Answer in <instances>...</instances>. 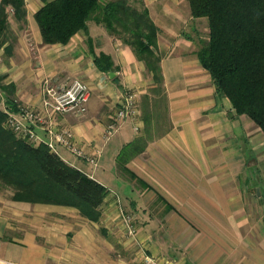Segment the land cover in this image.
Listing matches in <instances>:
<instances>
[{"label":"crops","instance_id":"obj_1","mask_svg":"<svg viewBox=\"0 0 264 264\" xmlns=\"http://www.w3.org/2000/svg\"><path fill=\"white\" fill-rule=\"evenodd\" d=\"M142 1L158 29L155 51L167 104L164 128L126 163L143 183L115 161L123 145L144 134L142 120L137 130L124 120L107 140L103 132L125 92L139 100L152 86L144 62L93 20L88 35L79 31L65 44H43L34 19L43 0H24L23 25L7 7L0 109L11 101L16 117L19 105L42 115L43 122L30 125L39 143L48 140V125L69 132L70 143L95 163L58 140L54 151L108 193L99 220L92 221L72 206L14 200L12 189L1 185L0 264H145L146 255L159 264H264V133L234 112L200 65L195 23L205 18L192 17L187 6L181 11ZM100 52L113 61L112 76L95 66ZM73 78L90 88L85 114L49 112L46 90ZM121 210L132 216L133 237Z\"/></svg>","mask_w":264,"mask_h":264},{"label":"trees","instance_id":"obj_2","mask_svg":"<svg viewBox=\"0 0 264 264\" xmlns=\"http://www.w3.org/2000/svg\"><path fill=\"white\" fill-rule=\"evenodd\" d=\"M187 1L192 17L207 19V34L199 37L195 50L200 65L234 112L250 118L264 133V0ZM7 7L22 25L26 22L24 0H0V45L8 28ZM34 19L43 44H65L79 31L88 35L89 21L101 23L144 62L153 80L138 101L144 134L123 145L115 157L119 171L142 182L126 163L144 150L154 136L153 125L162 116L164 120L167 108L161 56L155 51L158 29L147 7L140 0H43ZM93 61L104 72L114 69L111 57L103 52L94 54ZM11 103L7 104L10 110L15 105ZM7 117L0 109V185L12 189L11 198L72 206L88 219L99 220L106 187L47 144L21 138L6 126Z\"/></svg>","mask_w":264,"mask_h":264},{"label":"built area","instance_id":"obj_3","mask_svg":"<svg viewBox=\"0 0 264 264\" xmlns=\"http://www.w3.org/2000/svg\"><path fill=\"white\" fill-rule=\"evenodd\" d=\"M90 96V88L88 84L80 78H73L66 86L58 89H47L43 99L45 108L53 114H64L71 112L78 116L84 115L87 109V102ZM18 109L21 113V118L16 117L8 107L4 108L8 117L6 126L18 134L21 138L29 141L31 144L39 143V138L30 126L36 122H43V116L34 112L27 106L19 105ZM126 119H131L134 129L139 128L140 112L138 107L137 95L133 91L125 92L119 101V106L116 108L112 119L106 124L103 132V138L109 139L120 127L122 122ZM48 140L45 142L47 146L54 151V140H58L71 151L79 156H83L87 161L95 163V158L91 155H85L82 151L74 147L69 139V132L65 134L55 133L53 128L48 125L47 127ZM123 224L125 225L126 232L129 236H135L136 229L132 220V216L125 212L120 211ZM145 264H159L151 256L144 257Z\"/></svg>","mask_w":264,"mask_h":264},{"label":"rangeland","instance_id":"obj_4","mask_svg":"<svg viewBox=\"0 0 264 264\" xmlns=\"http://www.w3.org/2000/svg\"><path fill=\"white\" fill-rule=\"evenodd\" d=\"M129 1L133 3V1H139V0H129ZM140 1H142V0H140ZM155 2H158V3L161 2L162 4L164 3V4H166L168 6H171L172 8H175L177 10L181 9V11H182V9L185 8V6L189 7L187 0H156ZM205 20H207V19L205 18L203 20H198L195 23V26L197 25L199 35H202V36L206 35L207 34V30H208L207 29V23H206ZM138 101H139V104H140V97H139ZM160 108H161V106H160ZM162 115H164V114H162ZM162 118H163V116L161 117V119ZM161 119L156 121V123L153 125L152 132H151L152 135H157L164 128L163 121H161ZM159 125H160V128L158 127ZM0 187H1V185H0ZM257 191L259 193V190H257ZM261 195L263 196V194H261Z\"/></svg>","mask_w":264,"mask_h":264},{"label":"water","instance_id":"obj_5","mask_svg":"<svg viewBox=\"0 0 264 264\" xmlns=\"http://www.w3.org/2000/svg\"><path fill=\"white\" fill-rule=\"evenodd\" d=\"M108 74H109V76H112L114 73L112 71H109ZM257 193H258V191H257Z\"/></svg>","mask_w":264,"mask_h":264}]
</instances>
